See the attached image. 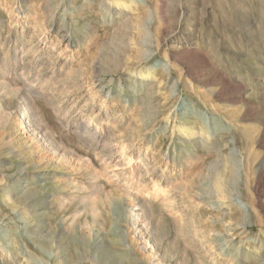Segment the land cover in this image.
<instances>
[{
    "label": "rangeland",
    "instance_id": "rangeland-1",
    "mask_svg": "<svg viewBox=\"0 0 264 264\" xmlns=\"http://www.w3.org/2000/svg\"><path fill=\"white\" fill-rule=\"evenodd\" d=\"M129 5L0 0V264H264V0ZM28 184L22 220L4 190Z\"/></svg>",
    "mask_w": 264,
    "mask_h": 264
},
{
    "label": "bare ground",
    "instance_id": "bare-ground-1",
    "mask_svg": "<svg viewBox=\"0 0 264 264\" xmlns=\"http://www.w3.org/2000/svg\"><path fill=\"white\" fill-rule=\"evenodd\" d=\"M106 2H108L110 5H115V7H117L119 10L122 8V7H124V8H128L130 5L129 4H131L132 3V0H125V2L123 3L122 2V0H105ZM113 3V4H112ZM119 6L121 7V8H119ZM123 9V8H122ZM35 36V35H34ZM30 39V38H29ZM28 50V49H27ZM52 57V56H51ZM21 61V60H20ZM55 61V60H54ZM25 74V73H24ZM62 74V73H61ZM19 75V74H18ZM146 75H149L148 74V72L145 74V76L144 77H146ZM20 77V76H19ZM49 77V76H48ZM23 78V77H22ZM65 78V77H64ZM140 78V77H139ZM38 79V78H37ZM51 79V78H50ZM145 79V78H144ZM28 83H29V81H28ZM55 84V83H54ZM35 85V84H34ZM39 85V84H38ZM50 85V84H49ZM56 85V84H55ZM63 86V85H62ZM32 87V86H31ZM54 87V86H53ZM35 88V87H34ZM40 88H42V87H40ZM55 88V87H54ZM102 88V87H101ZM37 89V88H36ZM35 89V90H36ZM18 90H20V89H18ZM39 90V89H38ZM44 90V89H43ZM61 90V89H60ZM66 90V89H65ZM20 92V91H19ZM19 92H17V93H19ZM36 92V91H35ZM63 92V91H62ZM69 92V91H68ZM67 92V93H68ZM16 93V94H17ZM41 93V92H40ZM66 93V92H65ZM45 94V93H44ZM56 94V93H55ZM54 94V95H55ZM46 97V96H45ZM48 97V96H47ZM55 97V96H54ZM29 99V98H28ZM83 100V99H82ZM27 102V101H26ZM29 103V102H28ZM28 103H24V105H25V110L27 111V113H26V116H25V120H27L28 122H29V119H30V116H31V114H32V107L30 106L31 104H28ZM84 105H86V103H84L83 104V106ZM91 117V116H90ZM164 119H166V124L168 123V117H165ZM33 129V128H32ZM184 129V128H183ZM186 131H188V130H186ZM112 139V138H111ZM110 141H112V140H110ZM187 141V140H186ZM97 144V143H96ZM109 144V143H108ZM153 168H155V167H153ZM33 170V166H28V167H25L24 168V170H22L24 173H23V176H21L20 177V179H27V182L29 183L30 182V179H31V171H29V170ZM36 169V168H35ZM152 169V168H151ZM154 170V169H153ZM21 172V171H20ZM33 175H35V174H37V172H33L32 173ZM40 174V173H39ZM141 174V173H140ZM40 178H44V177H40ZM141 179V178H140ZM163 180V178L162 177H160L159 178V181L160 180ZM33 181V180H32ZM32 183V182H31ZM30 183V184H31ZM35 183V182H34ZM30 184H28L27 186H25V187H23V189L22 190H20V188L18 189H13L12 190V188L13 187H8L7 185H3L4 186V188H7L8 187V190H4V193L6 194V200H7V202H10V204H11V207L13 208V209H16L18 206H21V219L22 220H27V219H30V217H31V215L32 216H35L36 218H39V216H41V214H39L38 213V211H35V209L34 208H37L38 206L40 207L41 206V203L42 202H40V201H42V199L41 200H39V201H36V200H38V198H39V196L41 195V193L44 191L43 190V185H30ZM168 184H169V190H172L173 188H176V186L174 185V183L172 182V181H168ZM26 185V184H25ZM225 187H224V185H223V182H222V180L220 179V177L219 176H216L215 178H214V180H213V182H212V189H213V191L212 192H210V193H201L200 195H202V196H199L198 198H199V203H201V202H204V201H206V208L207 209H209V208H212V207H210V205H215V204H217V206H216V208H218V209H221V205L222 204H224V203H226L227 201H229L230 200V196H229V193L228 192H226V190L224 189ZM14 191H16L15 192V194L18 196V198L19 199H17V200H12V196L13 195H15L14 194ZM225 193H227V194H225ZM30 200H32V204H31V206H33L32 207V209H31V211H29V208H30V204L28 203ZM35 200V201H34ZM140 202V201H139ZM242 202V201H241ZM116 203V204H115ZM114 204L115 205H117V206H119L120 204L118 203V202H115ZM33 204H35V205H33ZM120 207V206H119ZM142 207L145 209V210H147V218H150V217H148V214H151V208L148 206V207H146V206H143L142 205ZM140 208H141V206H140ZM179 209L181 210V213L182 212H185V209H181V207H179ZM32 212V213H31ZM31 213V215H29ZM150 216V215H149ZM224 216V218H225V216H226V221L224 220V219H222V217ZM228 218V219H227ZM38 220L39 219H36L35 220V223H38ZM221 220H222V229L224 230V232H220V233H222L221 235H223L222 237H219V238H217L216 240H215V238H213V237H211V236H214L215 237V235H213V234H209V236L211 237V238H209V239H207L206 241L207 242H209L210 244L215 240V242H217L218 244H220V246H219V250H222V249H224L225 247H226V245H228L229 244V242L235 237V234H234V232H236L235 231V228H234V226L232 225V223H231V219H230V217H229V215H228V213H222V215H221ZM242 227V226H241ZM219 233V232H218ZM153 235H154V233H152ZM36 236H37V234H35ZM208 236V237H209ZM228 237H231V238H228ZM38 238V237H37ZM44 240H46V242L48 243V244H50V246H52V245H54L55 244V241L53 240V239H45L44 238ZM147 241H150L151 243H152V246H153V248H154V252L152 253V255H153V257L157 254L159 257H158V260L160 261V262H163V260H164V257L162 256V255H160V247L158 246V245H156L155 244V242H154V240L152 239V237H151V235H149V237L147 238ZM122 249H123V251H124V253H125V255H126V260H127V262H129L130 264H142L137 258H136V256H135V254L133 253V251L131 250V248H130V246L129 245H123L122 246ZM210 250V249H209ZM213 252H215V251H213ZM217 252V251H216ZM214 254V253H213ZM24 257L25 256H28L31 260H34V256L33 255H31V254H28L26 251H24L23 252V254H22ZM52 257H47V262H46V264H60L59 263V261H58V259H57V257L52 253ZM51 258V259H50ZM37 260V259H36ZM87 262L88 263H90V264H107V262H100V261H97V259L95 258V256H92L91 257V259H88L87 260Z\"/></svg>",
    "mask_w": 264,
    "mask_h": 264
}]
</instances>
